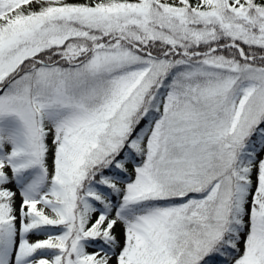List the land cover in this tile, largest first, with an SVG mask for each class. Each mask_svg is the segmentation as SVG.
<instances>
[{"label":"snow or ice","instance_id":"1","mask_svg":"<svg viewBox=\"0 0 264 264\" xmlns=\"http://www.w3.org/2000/svg\"><path fill=\"white\" fill-rule=\"evenodd\" d=\"M0 264H264V0H0Z\"/></svg>","mask_w":264,"mask_h":264},{"label":"rangeland","instance_id":"2","mask_svg":"<svg viewBox=\"0 0 264 264\" xmlns=\"http://www.w3.org/2000/svg\"><path fill=\"white\" fill-rule=\"evenodd\" d=\"M38 238H44V237H32V239H38Z\"/></svg>","mask_w":264,"mask_h":264}]
</instances>
